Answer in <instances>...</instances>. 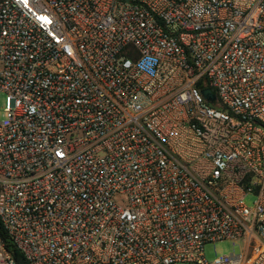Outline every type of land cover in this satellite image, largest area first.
Listing matches in <instances>:
<instances>
[{"label":"built area","instance_id":"2783aa9c","mask_svg":"<svg viewBox=\"0 0 264 264\" xmlns=\"http://www.w3.org/2000/svg\"><path fill=\"white\" fill-rule=\"evenodd\" d=\"M0 95L26 264H264V0H0Z\"/></svg>","mask_w":264,"mask_h":264},{"label":"rangeland","instance_id":"374dc122","mask_svg":"<svg viewBox=\"0 0 264 264\" xmlns=\"http://www.w3.org/2000/svg\"><path fill=\"white\" fill-rule=\"evenodd\" d=\"M3 107H4V96L0 95L1 114H3ZM254 201L255 198H249L247 202L249 205H252ZM236 246H240L243 249L244 244L240 241H231V240H226L214 244H208L205 248L206 259L208 261H213L218 257L230 255L234 253Z\"/></svg>","mask_w":264,"mask_h":264},{"label":"trees","instance_id":"16d2710c","mask_svg":"<svg viewBox=\"0 0 264 264\" xmlns=\"http://www.w3.org/2000/svg\"><path fill=\"white\" fill-rule=\"evenodd\" d=\"M0 235L2 239L6 242L7 250L13 255V257L18 262V264H26L24 256L18 250H16L12 245L8 243L7 236L4 231L1 219H0Z\"/></svg>","mask_w":264,"mask_h":264},{"label":"water","instance_id":"95a60500","mask_svg":"<svg viewBox=\"0 0 264 264\" xmlns=\"http://www.w3.org/2000/svg\"><path fill=\"white\" fill-rule=\"evenodd\" d=\"M203 96L208 100L209 102H214L216 99V95L213 94V92L210 89L203 90Z\"/></svg>","mask_w":264,"mask_h":264}]
</instances>
